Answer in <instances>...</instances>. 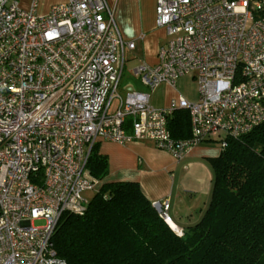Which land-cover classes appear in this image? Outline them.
Here are the masks:
<instances>
[{
  "label": "built area",
  "instance_id": "built-area-1",
  "mask_svg": "<svg viewBox=\"0 0 264 264\" xmlns=\"http://www.w3.org/2000/svg\"><path fill=\"white\" fill-rule=\"evenodd\" d=\"M264 0H155L167 35L157 63L132 74L153 89L193 74L197 99L165 109L118 88L125 42L105 0H65L46 12L0 0V264H66L52 245L64 212L81 214L101 180L87 168L99 140H150L176 160L202 142L264 123ZM188 113L190 135L168 120ZM129 125V131H128ZM168 222V201L152 202ZM35 221H42L36 225Z\"/></svg>",
  "mask_w": 264,
  "mask_h": 264
},
{
  "label": "trees",
  "instance_id": "trees-1",
  "mask_svg": "<svg viewBox=\"0 0 264 264\" xmlns=\"http://www.w3.org/2000/svg\"><path fill=\"white\" fill-rule=\"evenodd\" d=\"M168 129L174 138L188 137L187 111L174 110ZM96 144L87 168L102 180L108 163ZM210 162L208 204L182 233L137 182H102L81 214H61L52 235L57 256L66 264H264V123L228 138Z\"/></svg>",
  "mask_w": 264,
  "mask_h": 264
},
{
  "label": "crops",
  "instance_id": "crops-1",
  "mask_svg": "<svg viewBox=\"0 0 264 264\" xmlns=\"http://www.w3.org/2000/svg\"><path fill=\"white\" fill-rule=\"evenodd\" d=\"M20 7L46 12L50 5L65 0H17ZM112 12L120 36L125 42L133 41L132 49H125L124 69L119 95L135 90L148 94L150 104L159 109L169 106L178 96L171 93L173 86L161 83L150 89L133 80L132 69L140 64L154 65L157 53L167 39L165 30L155 24V0H105ZM187 76V75H184ZM135 78V79H134ZM120 85V83H119ZM129 131V125H128ZM98 153L107 157L108 171L101 182L134 181L151 202L168 201V225L182 233L196 223L205 210L212 187L213 168L210 160L219 155L216 143L202 142L191 148L181 159L157 148L150 140L118 144L99 140Z\"/></svg>",
  "mask_w": 264,
  "mask_h": 264
},
{
  "label": "rangeland",
  "instance_id": "rangeland-1",
  "mask_svg": "<svg viewBox=\"0 0 264 264\" xmlns=\"http://www.w3.org/2000/svg\"><path fill=\"white\" fill-rule=\"evenodd\" d=\"M165 40H166V38H165ZM121 80H123V79H121ZM133 81L140 84V85L142 84L137 77H136V80H133ZM121 82L122 81H120L119 88H121V86H122ZM170 91H171V93H173L175 95H183L187 99L194 100L197 98V81H196V78L194 77L193 74H187V76H181V77L176 79L175 86ZM94 194H95L94 191H84L81 196L84 199H86L87 201H89L93 197ZM41 223H42V221H35L36 225H40Z\"/></svg>",
  "mask_w": 264,
  "mask_h": 264
},
{
  "label": "bare ground",
  "instance_id": "bare-ground-1",
  "mask_svg": "<svg viewBox=\"0 0 264 264\" xmlns=\"http://www.w3.org/2000/svg\"><path fill=\"white\" fill-rule=\"evenodd\" d=\"M168 223H169V221H168ZM172 227V226H171Z\"/></svg>",
  "mask_w": 264,
  "mask_h": 264
}]
</instances>
